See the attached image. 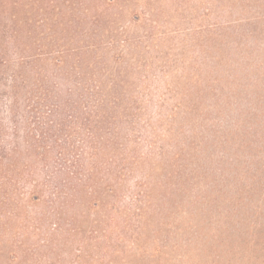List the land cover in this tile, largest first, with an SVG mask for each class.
<instances>
[{"label": "rangeland", "instance_id": "obj_1", "mask_svg": "<svg viewBox=\"0 0 264 264\" xmlns=\"http://www.w3.org/2000/svg\"><path fill=\"white\" fill-rule=\"evenodd\" d=\"M255 9L0 0V264H264Z\"/></svg>", "mask_w": 264, "mask_h": 264}, {"label": "trees", "instance_id": "obj_2", "mask_svg": "<svg viewBox=\"0 0 264 264\" xmlns=\"http://www.w3.org/2000/svg\"><path fill=\"white\" fill-rule=\"evenodd\" d=\"M255 6H256L255 10L257 13L264 14V0H255ZM262 18H264V15H262ZM257 72L261 73V69H257ZM15 87H16V85H15ZM258 99L260 100L261 98L258 97ZM38 126H39L41 131H50L51 133H54V135H56L53 126H49L46 123L44 125H43V123H38ZM46 126H48V127L46 128ZM30 131H32V129Z\"/></svg>", "mask_w": 264, "mask_h": 264}]
</instances>
